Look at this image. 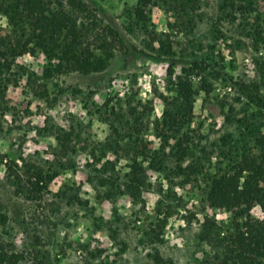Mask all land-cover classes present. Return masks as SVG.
<instances>
[{
    "label": "rangeland",
    "instance_id": "obj_1",
    "mask_svg": "<svg viewBox=\"0 0 264 264\" xmlns=\"http://www.w3.org/2000/svg\"><path fill=\"white\" fill-rule=\"evenodd\" d=\"M86 1L113 44L107 69L43 80L44 57L25 55L16 64L33 79L18 73L2 88L0 246L21 256L16 264H33L35 255L49 264H205L203 216L225 223L229 214L203 205L204 182L184 190L145 163L140 197L129 201L127 150L159 146L157 96H174L180 66L205 58L207 73L190 79L199 88L205 77L212 89L198 91L192 120L176 138L188 135L194 155L210 156V172L230 165L244 145L257 144L251 130H264V116L251 121L254 108L238 90L241 80L251 81L259 56L247 31L219 20L222 0H199L191 11L155 0L146 25L131 16L134 0ZM0 29H8L2 16ZM154 38L169 44L170 54L148 48ZM36 169L53 176L39 197L14 181ZM251 215L263 217L259 208Z\"/></svg>",
    "mask_w": 264,
    "mask_h": 264
},
{
    "label": "trees",
    "instance_id": "obj_2",
    "mask_svg": "<svg viewBox=\"0 0 264 264\" xmlns=\"http://www.w3.org/2000/svg\"><path fill=\"white\" fill-rule=\"evenodd\" d=\"M154 1L134 0L131 16L137 24L149 23ZM198 1L175 0L182 11L195 9ZM96 13V7L86 0H0V16L6 19L8 26V29H0V94L2 88L14 83L18 73L33 79L30 70L16 64L17 58L25 55L44 57L43 80L69 73L96 74L107 69L113 57V44L106 40L104 31L100 32ZM263 14L264 0H222L218 6L219 20L247 31L254 52L259 56L254 60L251 81L241 80L238 85L242 97L254 108L250 119L254 122L264 116ZM109 33L115 34L112 30ZM148 48L159 54L171 52V46H165L157 38L151 40ZM174 65L171 62L168 67L171 76ZM208 68L205 58L185 62L176 76L174 96H157L163 106L162 116L155 126L159 146L155 147L152 142L141 147L130 145L127 150L130 170L123 193L129 201L140 197L143 163L151 171L164 173L184 190L197 188L204 182L203 205L229 214L225 223L208 214L203 216L199 238L209 246L204 255L205 264H264V130H251V134H257V144L251 149L244 145L240 154L229 158L230 165L214 172L208 170L210 156L194 155L188 135L176 138V133L192 120L198 91L208 94L212 89L205 77L199 88L190 79L192 75L206 74ZM62 148L65 152L63 142ZM52 179V175L43 176L39 169L26 180L18 174L14 177L16 185L26 187L38 197L47 190ZM255 208H259L262 218L251 215ZM20 257L5 252L0 246V264H16ZM33 264L49 262L45 256L35 255Z\"/></svg>",
    "mask_w": 264,
    "mask_h": 264
}]
</instances>
